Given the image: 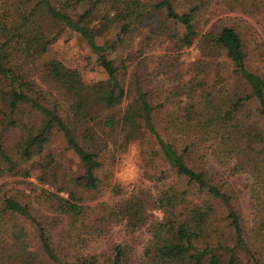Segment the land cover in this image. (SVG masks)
Instances as JSON below:
<instances>
[{"label": "trees", "instance_id": "trees-1", "mask_svg": "<svg viewBox=\"0 0 264 264\" xmlns=\"http://www.w3.org/2000/svg\"><path fill=\"white\" fill-rule=\"evenodd\" d=\"M211 3L264 20V0H0V264H132L90 251L113 225L146 231L133 264H264V76L232 26L200 29ZM65 31L94 78L44 57ZM143 140L150 184H110L111 151ZM205 149L247 176L245 215Z\"/></svg>", "mask_w": 264, "mask_h": 264}, {"label": "rangeland", "instance_id": "rangeland-1", "mask_svg": "<svg viewBox=\"0 0 264 264\" xmlns=\"http://www.w3.org/2000/svg\"><path fill=\"white\" fill-rule=\"evenodd\" d=\"M217 5V6H215ZM210 19L206 24H203L200 29L203 31L210 26L217 24L219 20L221 23L232 26L241 36L245 44V52L247 54L246 64L260 70L264 76V20L260 19L259 15L250 17L238 11H231L224 9L220 4L211 3L207 10ZM162 51L161 49L152 46L148 53L157 55ZM197 50L194 46L187 48L183 56L180 58L183 62L196 61ZM44 57H58L64 61L65 64L76 66L80 69L84 80L92 79L97 75L94 68V60L91 53L87 50L86 46L75 34L65 31L62 35L50 46ZM170 83V78L167 75H159L155 78V86L158 88H167ZM8 137L6 142L11 141ZM60 146L59 140L52 143L53 149ZM148 144L145 140L143 143H131L125 152L113 153V159L107 162V181L118 183L123 187L130 188L133 185H149V181L142 176V163L145 159L144 151L147 150ZM208 148V147H206ZM206 160L208 161V168L215 172L223 174L229 186L233 189L236 200L243 214L247 213V200H248V187L249 180L243 173H232V163L229 162L224 166H218L210 158V150ZM111 159V158H110ZM77 168V166H76ZM152 168L147 166L146 169ZM18 177H9L6 180L11 181L13 185L22 187V184L16 182ZM29 181H34L33 177L27 178ZM160 184H152V189L155 190ZM107 188H104L103 195H106ZM155 213V212H154ZM147 239L146 231L141 228L134 232L126 233L121 225H113L108 232L101 238L92 242L90 251L105 250L111 242L117 241L120 243H127L133 247L132 264L138 259L142 245Z\"/></svg>", "mask_w": 264, "mask_h": 264}]
</instances>
